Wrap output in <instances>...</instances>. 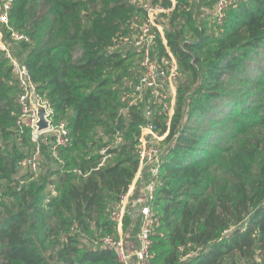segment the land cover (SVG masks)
I'll list each match as a JSON object with an SVG mask.
<instances>
[{"label":"trees","instance_id":"obj_1","mask_svg":"<svg viewBox=\"0 0 264 264\" xmlns=\"http://www.w3.org/2000/svg\"><path fill=\"white\" fill-rule=\"evenodd\" d=\"M175 1L166 40L179 65L177 104L171 119L152 118L169 131L153 264H264V104L226 89L241 82L264 94V68L249 66L264 61V0L234 1L223 24L205 19H216L218 0ZM143 12L138 0H13L9 27L31 41L11 45L6 27L4 39L71 142L54 151L52 137L34 143L27 126L19 132L20 88L0 51V264H118L102 239L117 236L110 213L137 175L154 105L123 99L143 74L126 41ZM153 56H167L161 40ZM204 121L224 128L206 134ZM35 155L38 172L20 166Z\"/></svg>","mask_w":264,"mask_h":264},{"label":"built area","instance_id":"obj_2","mask_svg":"<svg viewBox=\"0 0 264 264\" xmlns=\"http://www.w3.org/2000/svg\"><path fill=\"white\" fill-rule=\"evenodd\" d=\"M170 1L172 2V7L166 8L162 5L160 6V4H154L151 0H138L139 5L145 12L146 20L142 24L140 35L136 39L129 41L141 53L140 66L143 68V74L137 82L129 83V89L125 91L123 99L129 100V106H132L149 97L154 105L145 113L146 122L142 127L139 145L140 167L134 183L133 185L131 184L128 193L121 198L110 213L111 220L117 226L118 234L117 236H107L102 239V245L114 252L118 264H153L155 239L158 236L164 237V233L160 231L162 224L156 209V191L161 173L160 167L167 153L168 145L164 144L167 141L169 131L161 134L158 127L152 123V118L155 115L156 108L160 110L159 115L165 112L170 119L174 114L175 93L170 92L169 89L166 95L162 92L166 83L167 87L169 85L172 89L174 88L173 83L177 80L179 71L178 62L170 51L165 38L170 15L176 5L175 0ZM234 1L236 0L217 1L215 16L218 22H223L226 11ZM1 2L0 51L5 52L6 58L10 62L12 73L20 88L18 104L21 108V116L17 121L19 132L23 133L24 127L27 126L31 131L32 142L38 143L42 136H50L53 138L54 151L57 147H66L71 142L66 124L54 125L52 120L54 112L51 105L38 95L29 68L14 56L10 45L4 39L2 28L6 27L11 30L9 24L13 0H1ZM10 33L11 45L13 43L31 41V37L28 34L15 30H11ZM157 40H161L166 49L167 56L162 59L153 56ZM40 106L46 108L50 126L48 129L39 132ZM164 110H167V112ZM161 145L165 147L162 149ZM109 148V146L103 148L101 154L106 155ZM36 155L33 158L23 160L20 166L28 168L32 172H38L40 167ZM147 176L150 179H147ZM135 181H137L136 184ZM139 182L142 184L141 194H139L138 204H136L140 213L139 244L137 248L131 250L127 242L128 239L123 235V227L125 219L131 216L130 208L133 206L131 194Z\"/></svg>","mask_w":264,"mask_h":264},{"label":"rangeland","instance_id":"obj_3","mask_svg":"<svg viewBox=\"0 0 264 264\" xmlns=\"http://www.w3.org/2000/svg\"><path fill=\"white\" fill-rule=\"evenodd\" d=\"M211 1H210V4H212ZM160 6H161V4H160ZM204 10L211 11L210 7H208L207 5L204 7ZM207 17L208 18H205L207 21H212V22H215V23H218V24H223V22H224V20H223V22L220 23L216 19H213V18L211 19V18H209V16H207ZM225 17H226V15H225ZM143 23H144V21H143ZM137 27H138L137 31H133V33H130L131 38L127 39L126 40L127 42H129L130 40L136 39V37H138L140 35V29L142 28V25L140 24ZM168 27H169V23H168ZM135 28H136V26H135ZM211 32H212V34H214L213 33V29L211 30ZM193 37H194V34H188L187 35V41L191 42ZM165 38H166V36H165ZM165 51H166V49H165ZM139 58L141 59V55L138 56V57H135V59H132L131 61H129V63L132 64V66L135 68L134 70H137V68L135 66H140V59ZM249 64H250L249 65L250 66V70L254 69L256 67L258 68L259 66L264 68V61H261L260 59H258L256 61L249 62ZM185 78L186 77L184 75H181L180 82L184 81ZM179 84L180 83L178 81V76H177V80L173 83L174 88L172 89L169 85L167 87V83H166V86L164 87V91H162L165 95H166L167 92H169V90H170V92H172V93L174 92L175 93L174 94V96H175L174 111H175L176 104H177L178 86H179ZM226 89L228 91H230V92L237 93L238 94L237 97H239L241 100H245V102L247 100H249V103H250V100L252 99V100L258 101L259 104L260 103L264 104V94L261 93V91L263 90V87L260 86V85L252 86L250 84H244V83H241V82H230L229 81L227 83ZM227 105H228V102H227ZM164 111L167 112V110H164ZM159 113H160V110L158 108H156L155 109V114L159 115ZM204 128L206 129V131H205L206 134H214L211 131L212 129H214V128L220 129V128H224V126L221 123L220 124H216L215 122L205 123V121H204V123L202 125V129H204ZM166 144L167 143L165 142L164 145H166ZM161 146H162V149L165 147V146L163 147V145H161ZM28 173H29L28 170L23 169L22 171H20L19 176L25 175V174H28ZM133 183H134V181H133ZM133 183H132V185H133ZM139 194H141V183L140 182L136 185L133 193L131 194L132 196L130 195L131 196V200L133 201V202H131L133 204V206L130 208L131 217H134V215H136L137 212H139L138 208H137V205H136V204H138ZM131 217H128V218L125 219L124 227H123V235L126 237V239H128L127 242H128L129 247L131 248V250H134L137 247V244H138V242L135 240V238H136V234H138V231H139L138 226L140 225V222L137 219H132ZM138 222H139V224H138ZM116 232L118 234L117 227H116ZM160 250H161V248H158L154 252V254H157ZM99 264H109V263H99ZM240 264H247V263L245 261H242Z\"/></svg>","mask_w":264,"mask_h":264},{"label":"water","instance_id":"obj_4","mask_svg":"<svg viewBox=\"0 0 264 264\" xmlns=\"http://www.w3.org/2000/svg\"><path fill=\"white\" fill-rule=\"evenodd\" d=\"M39 119H40V122L38 123L39 132L48 129L50 124L47 119L46 108L41 106L39 107Z\"/></svg>","mask_w":264,"mask_h":264},{"label":"crops","instance_id":"obj_5","mask_svg":"<svg viewBox=\"0 0 264 264\" xmlns=\"http://www.w3.org/2000/svg\"><path fill=\"white\" fill-rule=\"evenodd\" d=\"M145 174V177H146V172L144 173ZM147 179H150V178H148V176H147ZM137 183V181H135V184ZM141 183V182H140ZM141 187H142V184H141ZM133 190V189H132ZM133 202V201H132ZM129 217H131V216H129ZM132 219H137L139 222H140V213L139 212H137V214L136 215H134V217H131ZM139 222H138V224H139ZM138 229L140 230V225L138 226ZM138 234H139V231H138ZM138 234H136V238H135V240L138 242V244H139V240L137 239L138 238ZM138 244H137V246H138ZM137 248V247H136Z\"/></svg>","mask_w":264,"mask_h":264}]
</instances>
